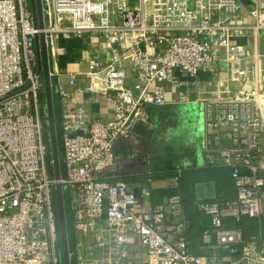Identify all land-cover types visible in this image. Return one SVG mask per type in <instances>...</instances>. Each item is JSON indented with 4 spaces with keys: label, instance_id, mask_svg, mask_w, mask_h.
<instances>
[{
    "label": "built area",
    "instance_id": "2783aa9c",
    "mask_svg": "<svg viewBox=\"0 0 264 264\" xmlns=\"http://www.w3.org/2000/svg\"><path fill=\"white\" fill-rule=\"evenodd\" d=\"M41 1L44 28L34 24L31 0H0V264H62L58 185L73 222L71 264H264V10H252L256 23L248 25L238 21L240 0ZM249 32L250 53L236 41ZM41 35L60 101V180L44 129ZM87 35L104 41L109 60H92L63 82L59 37ZM207 66L227 75L211 90L200 84ZM80 79L89 86L80 88ZM176 88L200 109L206 166L229 169L235 190L233 200L195 202L210 220L204 255L190 248L182 171L169 180L170 196L152 206H139L116 173L119 140L147 124L145 110L165 105ZM75 93L106 103L110 119L72 108ZM151 182L142 198L151 197ZM249 222L256 230L247 235Z\"/></svg>",
    "mask_w": 264,
    "mask_h": 264
},
{
    "label": "crops",
    "instance_id": "0c3cea01",
    "mask_svg": "<svg viewBox=\"0 0 264 264\" xmlns=\"http://www.w3.org/2000/svg\"><path fill=\"white\" fill-rule=\"evenodd\" d=\"M243 7L241 15L238 19L239 23L254 25L256 20L253 18L251 12L256 7L264 10V0H240ZM237 43L244 46L250 53L251 50V32L238 38ZM40 47L41 44L39 43ZM57 64L63 73L61 80L67 82L68 74L72 72L86 71L88 64L92 60L108 61L110 54L107 52L104 41L95 35H87L81 38L74 36H60L57 42ZM218 76L226 77V73L222 72L216 67L207 66L200 74V84L208 90L212 89V80ZM80 88H87L89 82L86 79H80ZM232 88H242L243 85L231 83ZM172 90V89H171ZM74 94V93H73ZM185 94L179 89H174L168 93L167 102L161 107H149L145 110V116L148 123L138 124L134 131L123 141L117 143L116 149L119 155L124 157L136 156L133 149L137 152H142L149 158L151 169V158L153 152L162 146L164 143L171 141L179 136L175 135L174 127H185L186 130L182 133L187 138V145L190 146L193 153V162L198 164L197 169L190 171V176L184 180L183 195L189 193L194 203L199 200L197 186L200 184H213L216 190V198L221 200H233L235 198V190L232 179L230 177L229 169L225 167L209 168L205 163L203 143V126L201 120L200 109L197 105L185 101ZM184 98V99H183ZM59 111L60 101L57 97ZM72 108L85 109L88 116L94 121L105 122L110 119L109 109L106 103L102 102L95 104L90 100L88 94L75 93L69 102ZM61 115V111H60ZM135 136V138H133ZM187 164H193L189 162ZM201 169V170H199ZM150 173H139L131 175L117 174L119 179L128 183L129 190L137 197L139 206H152L163 203L170 196L169 180L162 179L152 181L148 186L152 191L150 198H142V190L145 187V180ZM184 197V196H183ZM205 199L202 201H213L207 198V191L204 192ZM214 199V200H215ZM189 216L192 219L194 228L210 227V220L204 216L199 217L195 214L192 208H189ZM232 222L229 221L231 225ZM237 226L236 224L232 225ZM189 233V240L191 244V251L197 255H204L206 250L203 249V240L201 230L198 233L194 229ZM256 230L254 222H249L245 225L246 234H250ZM216 244V240L213 241ZM225 257V262L229 263L231 260L227 257L228 254L222 252Z\"/></svg>",
    "mask_w": 264,
    "mask_h": 264
},
{
    "label": "water",
    "instance_id": "95a60500",
    "mask_svg": "<svg viewBox=\"0 0 264 264\" xmlns=\"http://www.w3.org/2000/svg\"><path fill=\"white\" fill-rule=\"evenodd\" d=\"M32 11L34 16L35 26L44 28L45 21L42 9L41 0H31ZM41 44V47L39 45ZM38 60H39V73L43 74L46 84V99L48 105L49 113V126L51 132V145H52V154L54 162V175L57 180L61 179L62 176V166L59 159L58 151V142H57V125L55 120V104L53 94L56 92V87L53 85L52 79L50 77V67H49V54L47 50L46 38L44 35H41L38 38L37 44ZM136 94H139L135 90ZM135 138V136H133ZM121 138L119 140L123 141ZM133 152L137 154L132 157H124L121 159L119 166L116 168V173L121 175H131L139 173H148L150 171L149 158L142 152H136L133 149ZM198 198L199 200H204V192L207 191V198L209 200H214L216 198L215 186L211 183L209 184H200L197 186ZM65 199L63 188L61 185L56 187V207L59 215L60 223V234H61V244H62V255L60 257L62 264H71L70 252H69V236L67 230V220H66V211H65Z\"/></svg>",
    "mask_w": 264,
    "mask_h": 264
},
{
    "label": "trees",
    "instance_id": "16d2710c",
    "mask_svg": "<svg viewBox=\"0 0 264 264\" xmlns=\"http://www.w3.org/2000/svg\"><path fill=\"white\" fill-rule=\"evenodd\" d=\"M54 104H55V120L57 125V142H58V151H59V159L60 164L62 166V139L60 135V121L61 115L59 111V105L56 93L53 94ZM59 125V126H58ZM61 128V127H60ZM193 149L187 145V138L183 135L172 139L169 142L164 143L162 146L157 148L152 155L151 158V169L150 173L147 175V178L151 181L162 180V179H171L178 174V171H182V186L184 184V180L190 176V171L198 168V164L193 162ZM193 162V164H187V161ZM201 170V169H199ZM230 171V170H229ZM171 193V192H170ZM184 201L186 204V214L189 221V233L195 231L198 233L199 231H203L206 228H194V224L192 222L191 217L189 216V208H192L195 214L199 217H204V215L198 210L196 204L193 199L190 198L189 193H185ZM56 203V196H55ZM65 211H66V220H67V230L69 236V244L72 245L74 243V231H73V222L70 215L69 207L67 200H65ZM57 214V223H58V236H59V256L62 255V244H61V234H60V223H59V215L56 207Z\"/></svg>",
    "mask_w": 264,
    "mask_h": 264
},
{
    "label": "rangeland",
    "instance_id": "374dc122",
    "mask_svg": "<svg viewBox=\"0 0 264 264\" xmlns=\"http://www.w3.org/2000/svg\"><path fill=\"white\" fill-rule=\"evenodd\" d=\"M45 92L46 91H43V93H42V95L44 96V98H45V96H46V94H45ZM43 98V99H44ZM59 126V125H58ZM45 132H46V134H47V136H50L51 135V132H50V126H48V124L47 125H45ZM59 129H60V135H61V139H62V132H61V128H60V126H59ZM62 174H63V171H62Z\"/></svg>",
    "mask_w": 264,
    "mask_h": 264
},
{
    "label": "flooded vegetation",
    "instance_id": "af4514ba",
    "mask_svg": "<svg viewBox=\"0 0 264 264\" xmlns=\"http://www.w3.org/2000/svg\"><path fill=\"white\" fill-rule=\"evenodd\" d=\"M174 129H175L174 133L177 136L182 135V133L186 130L185 127H181V126H176V127H174Z\"/></svg>",
    "mask_w": 264,
    "mask_h": 264
}]
</instances>
